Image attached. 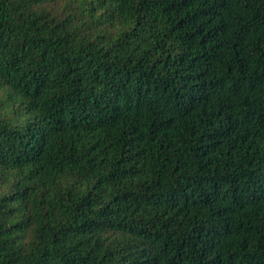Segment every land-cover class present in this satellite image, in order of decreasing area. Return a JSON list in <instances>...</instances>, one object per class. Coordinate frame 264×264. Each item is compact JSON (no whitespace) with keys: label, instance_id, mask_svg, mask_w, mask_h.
<instances>
[{"label":"trees","instance_id":"1","mask_svg":"<svg viewBox=\"0 0 264 264\" xmlns=\"http://www.w3.org/2000/svg\"><path fill=\"white\" fill-rule=\"evenodd\" d=\"M0 264H264V0H0Z\"/></svg>","mask_w":264,"mask_h":264}]
</instances>
